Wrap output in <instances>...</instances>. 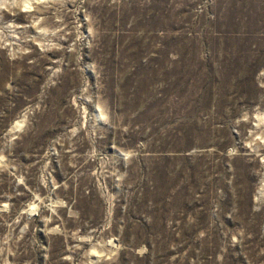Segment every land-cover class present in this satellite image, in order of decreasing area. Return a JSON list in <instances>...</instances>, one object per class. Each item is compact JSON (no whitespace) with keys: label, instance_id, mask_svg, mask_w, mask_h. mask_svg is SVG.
<instances>
[{"label":"rangeland","instance_id":"374dc122","mask_svg":"<svg viewBox=\"0 0 264 264\" xmlns=\"http://www.w3.org/2000/svg\"><path fill=\"white\" fill-rule=\"evenodd\" d=\"M0 264H264V0H0Z\"/></svg>","mask_w":264,"mask_h":264}]
</instances>
